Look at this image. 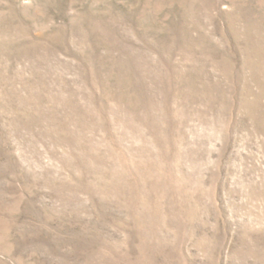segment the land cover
Returning <instances> with one entry per match:
<instances>
[{"label": "rangeland", "instance_id": "obj_1", "mask_svg": "<svg viewBox=\"0 0 264 264\" xmlns=\"http://www.w3.org/2000/svg\"><path fill=\"white\" fill-rule=\"evenodd\" d=\"M0 264H264V0H0Z\"/></svg>", "mask_w": 264, "mask_h": 264}]
</instances>
